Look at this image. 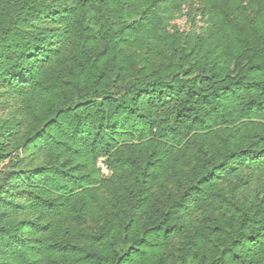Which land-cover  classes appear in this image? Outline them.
I'll list each match as a JSON object with an SVG mask.
<instances>
[{"label": "trees", "instance_id": "trees-1", "mask_svg": "<svg viewBox=\"0 0 264 264\" xmlns=\"http://www.w3.org/2000/svg\"><path fill=\"white\" fill-rule=\"evenodd\" d=\"M0 87V264H264V0H0Z\"/></svg>", "mask_w": 264, "mask_h": 264}, {"label": "rangeland", "instance_id": "rangeland-1", "mask_svg": "<svg viewBox=\"0 0 264 264\" xmlns=\"http://www.w3.org/2000/svg\"><path fill=\"white\" fill-rule=\"evenodd\" d=\"M70 1V0H67ZM200 10H198V8L195 5H191V7L189 5H183V7L179 10L174 12L172 15H170L167 18V22H166V28L171 31V30H176L177 32L179 31L180 33L184 34H198L202 31V28L205 24L204 22V18L202 17L200 14ZM68 53H70V49H65V55H67ZM158 58L156 56H152L150 58V61H156ZM19 104V103H18ZM15 106H16V101L12 98V96L10 95V97H8L6 95V92L4 90V88L0 87V122L3 120H5V118H7V116L9 115H15ZM17 113V112H16ZM16 117H18L17 115H15ZM14 158V155H11ZM8 163V159L2 161L0 163V169H4L5 165ZM96 167L99 170V174L100 177H102L103 180H116V182L118 183V181L120 180V178L118 177L119 174H112V171H110L107 168V165L105 163V159L104 158H98L96 161ZM260 177L263 178V175L260 174H256L254 175L255 177ZM234 179V177L231 175L228 177V179L226 180L225 186H224V191L225 190H229L232 186H231V181ZM165 184V186H162L161 183ZM166 187L169 192L171 194H175L176 189L173 185V181L170 179H166L165 176L161 177L159 179L158 182L154 183V185H152V194L155 197H162V193L165 190ZM110 193V191L107 189L106 186H101L98 190V198L97 201H95L89 211H88V219L87 222L85 224H79V225H73L75 229H80V230H91L96 226V222L93 219V216L95 213L99 212V209L101 207V205L103 203L106 202V197L108 196V194ZM235 193H234V197H235ZM205 207H203V211H205ZM202 206L198 207V208H193L192 212H190L188 215H183L182 218L179 221H188L192 226L194 224H196V219L197 217L200 219L202 217ZM209 210V209H207ZM222 213V210H216L214 209V214L216 215H220ZM91 218H90V216ZM177 241V238L174 239H170L169 242L162 248L160 249H156V250H150L149 251V255L152 259H154L156 262H161V263H165V264H169L172 261V256L171 254L173 253V245L174 243Z\"/></svg>", "mask_w": 264, "mask_h": 264}]
</instances>
